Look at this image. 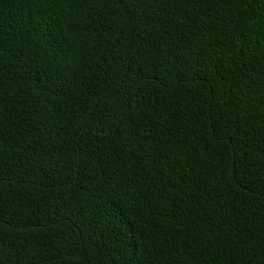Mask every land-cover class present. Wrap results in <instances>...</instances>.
I'll return each instance as SVG.
<instances>
[{
	"label": "trees",
	"instance_id": "trees-1",
	"mask_svg": "<svg viewBox=\"0 0 264 264\" xmlns=\"http://www.w3.org/2000/svg\"><path fill=\"white\" fill-rule=\"evenodd\" d=\"M0 264H264V0H0Z\"/></svg>",
	"mask_w": 264,
	"mask_h": 264
}]
</instances>
